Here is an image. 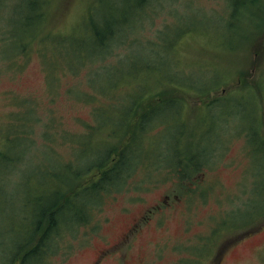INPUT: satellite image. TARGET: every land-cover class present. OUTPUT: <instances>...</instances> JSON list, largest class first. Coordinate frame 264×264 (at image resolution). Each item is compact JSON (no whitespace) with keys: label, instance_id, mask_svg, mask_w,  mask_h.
Listing matches in <instances>:
<instances>
[{"label":"rangeland","instance_id":"374dc122","mask_svg":"<svg viewBox=\"0 0 264 264\" xmlns=\"http://www.w3.org/2000/svg\"><path fill=\"white\" fill-rule=\"evenodd\" d=\"M90 2L47 3L31 48L24 55L16 53L26 56L24 64L17 72H0V142L5 135L25 137L9 147L19 142L13 138L3 148L21 158L18 172L14 167L9 175L11 182H21L22 173L37 168L61 170L74 160V140L68 138H81L88 126L95 125V108L118 113V105L126 108L128 97H145L140 106L132 107L137 109L134 120L156 104L163 107L164 100L174 99L175 105L162 108L145 130L143 156L134 158L140 160L136 171L119 191L103 198L92 220L96 230L87 237L79 235L72 245L59 241L47 264H96L103 252L101 264H210L218 252H223L222 264H264V228L252 230L264 223V215L257 218L256 213L263 206L259 200H264V147L255 140L249 150L245 135L251 128L264 136V0H161L108 52L92 51L80 64L76 40L85 35L80 24L87 21ZM234 4L239 7L232 16ZM10 12L11 7L2 11L0 25ZM182 26L191 27L183 38H176L174 31ZM134 61L135 68H125ZM145 62L153 67L143 68ZM114 68L126 81L110 96L104 93L106 73ZM132 74L137 78L131 79ZM89 94L97 97L89 100L85 97ZM228 95L229 101L214 105L221 104L217 119L204 120L203 110L209 115L212 110L206 103ZM23 121L28 124L21 125ZM184 129L188 136L180 135ZM201 131L208 139L214 135L208 159L197 157L207 164L185 154L177 161L183 166L179 176L168 167L145 171L144 166L156 163L150 149L161 151L168 162ZM78 137L75 140L82 142ZM196 143L193 150L208 149L209 143ZM77 163L75 159L71 167ZM141 217L136 232L127 234ZM20 222L8 211L0 214L2 233ZM4 248L0 245V250Z\"/></svg>","mask_w":264,"mask_h":264},{"label":"trees","instance_id":"16d2710c","mask_svg":"<svg viewBox=\"0 0 264 264\" xmlns=\"http://www.w3.org/2000/svg\"><path fill=\"white\" fill-rule=\"evenodd\" d=\"M91 1L88 5L87 21L80 24L81 33L83 32L85 35L76 40L78 53L76 56H79L80 64L85 62L84 58L91 56L92 51L104 52L107 50L106 52H108L113 44L122 40L120 38L126 33L129 34L139 20L148 15L151 7L159 5L161 0ZM47 3H52V0H0V18L4 9L10 7L12 9V12L8 14L9 16L4 18V25H0V72L3 69L17 72L24 64L26 56L22 55L31 48L30 42L44 20L43 9ZM238 7V4L232 5L230 15L234 16ZM190 27L182 26L175 29L174 32L178 33L176 38H183L187 34L186 29ZM176 38L172 45L176 43ZM52 44L57 49L53 40ZM57 51L60 52L61 50ZM79 52L83 53L82 56ZM18 56H22L21 64L17 61ZM61 57L64 59L65 56L62 54ZM136 64L135 61L129 62L125 68H135ZM151 67L153 65L150 66L146 62L143 64V68ZM118 71L117 68L107 70L108 84L104 91L105 94L111 96V91H115L117 84L122 80L126 81V78L119 79L117 77ZM135 76L136 74H132L131 79ZM138 82V84L145 86L144 82L140 80ZM85 97L92 100L97 96L96 94H89ZM229 98L228 95L220 100L206 103V107H212V110L210 115L205 109L203 110L205 114L202 113L201 116L204 120H211L210 116L212 119H217L218 107H221V104L216 105V107L214 105L224 100L229 101ZM128 99L131 100L127 102L126 108L123 106L124 103L118 105V113L104 107L95 108L94 115H98L95 125L88 126L81 138L80 136L68 138L74 140L72 150L77 152L76 155L74 154V160L76 159L78 163L73 168L71 165L74 160H71L59 168L61 170L52 171L37 168L32 170V173H22L21 182H11L12 177L9 175L14 171V167L17 168V162L21 158L19 154H11V152L4 151L3 148L6 144H10L13 138L18 137L19 142H13L8 145L9 147L22 143L21 141L25 137L23 134L4 136L3 143L0 142V199L4 197L2 203L0 202V214L8 211L13 214L17 221L22 220V222L15 225L13 230H6L4 233L0 230V245L5 247L0 250V254L3 255L2 262L5 264H47V258L55 253L59 241L65 246L72 245L79 235L80 237H87L96 230L97 225L92 224V220L99 213L103 198L111 192L119 191L123 187L121 185H125L127 178L136 171L135 167L140 160L135 162L134 158L139 156L141 159L143 156L141 155V148L143 141H146L145 130L159 116L162 108H171L175 105L174 99L164 100L166 105L163 107L162 103L156 104L147 111L141 112L133 120L137 109L133 111L132 107L135 108L146 98L133 96L128 97ZM175 99L177 100V98ZM230 105L237 106L233 103ZM204 106L205 104L202 108ZM214 107L217 108V111H214ZM174 113L176 115V109H174ZM99 116L103 119L99 120ZM18 118L22 119V116H18ZM202 123L203 119L199 125ZM26 124L28 123L25 121L21 122V125ZM130 128H132L133 134L127 138ZM202 132H196L195 138L188 142L187 147L185 145V149L172 153L168 162H165V157L161 151L154 152L153 149H150L151 153H154L153 157L156 159V163L144 166L146 167L145 171L147 172L151 168L168 167V170L179 176L182 174L183 166L178 167L177 161L185 154L195 157L198 164H207V162L202 161V158L209 156L214 135L208 139L210 136L206 133L202 135ZM188 134L189 131L185 132L184 129L180 135L188 136ZM245 135L249 150L250 143H255V140L264 147V136L260 129L248 128ZM77 137L83 141L78 142L75 140ZM197 140H199L198 143H196ZM203 142L209 143L208 149L193 150L194 143L201 146ZM137 152L139 154H135ZM194 152H198L197 156ZM114 154H116L115 158H113ZM198 155L202 158L198 159ZM188 158L185 157V160L188 161ZM191 161L187 163L196 165L190 163ZM188 164L185 166L188 167ZM197 170L199 171V168ZM67 171L69 174L64 181V174ZM84 177H90V179L83 184ZM262 184L261 188L264 192V181ZM203 191L205 190H201V192ZM259 201L263 203V206L260 204V210L256 211L257 218L264 215V200L262 198ZM251 224L253 223L248 225Z\"/></svg>","mask_w":264,"mask_h":264},{"label":"flooded vegetation","instance_id":"af4514ba","mask_svg":"<svg viewBox=\"0 0 264 264\" xmlns=\"http://www.w3.org/2000/svg\"><path fill=\"white\" fill-rule=\"evenodd\" d=\"M142 217L139 220H135L133 221L129 231L127 234H130L131 232H136L135 231V226L139 223V225H141L143 223V221H141ZM126 237V235L124 234L123 239ZM105 254L106 252H103L99 255V257L97 258V262L96 264H101L102 261L105 259ZM222 256H223V252H218L216 254L213 255V257L210 259V264H222Z\"/></svg>","mask_w":264,"mask_h":264},{"label":"snow or ice","instance_id":"6c2138e0","mask_svg":"<svg viewBox=\"0 0 264 264\" xmlns=\"http://www.w3.org/2000/svg\"><path fill=\"white\" fill-rule=\"evenodd\" d=\"M260 228H264V223H262L259 227H256L254 229H252L253 231H259Z\"/></svg>","mask_w":264,"mask_h":264}]
</instances>
